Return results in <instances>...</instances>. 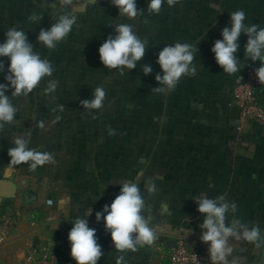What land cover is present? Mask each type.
<instances>
[{"label": "rangeland", "instance_id": "374dc122", "mask_svg": "<svg viewBox=\"0 0 264 264\" xmlns=\"http://www.w3.org/2000/svg\"><path fill=\"white\" fill-rule=\"evenodd\" d=\"M48 1L51 5L45 8L18 14L13 3H0V43L10 27L22 29L34 51L54 68L52 76L42 79L28 95H14L11 87L5 93L17 111L14 122L0 128V162L11 159L8 150L14 147V138L24 137L29 148L50 154L54 163L35 169L31 162L17 165L68 190L73 202L76 196L84 199L94 193L97 204L112 203L120 184L137 182L143 171L139 183L147 205L145 215L153 225L161 224L173 233L184 228L202 230L204 214L194 197L206 194L209 198L223 195L242 206L235 216L251 227L247 220L256 213L251 198L259 183L252 176L264 160L255 169L258 164L241 161L238 154L254 151L264 157V126L255 122L235 126L229 105L232 88L245 68L249 64L260 67V62L245 57L244 33L235 54L244 64L240 72L224 73L211 49L222 39V29L231 27L230 14L236 10L245 11V23L264 28V0H180L172 7L165 0L158 15L148 10V0H136L143 13L134 19L120 16L111 0L85 3L81 12ZM67 11H72L77 23L66 40L54 50L40 45V29L50 28L54 17ZM33 14L43 19L29 21ZM117 24H132L134 32L148 41L136 69L122 74L105 68L99 55L107 37L115 36ZM176 42L199 49L193 61L198 69L182 77L174 91L156 94L151 90L160 86L155 76L163 74L158 53ZM0 61L4 65L0 83L8 84L5 76L10 61L7 57ZM143 64L152 67L151 74L143 73ZM97 87L105 89V107L90 113L80 101L92 98ZM155 176L163 178L154 181L157 191L149 194L144 182ZM163 204L168 205L167 211Z\"/></svg>", "mask_w": 264, "mask_h": 264}, {"label": "clouds", "instance_id": "9594fccd", "mask_svg": "<svg viewBox=\"0 0 264 264\" xmlns=\"http://www.w3.org/2000/svg\"><path fill=\"white\" fill-rule=\"evenodd\" d=\"M62 7L73 5V0H59ZM87 4L95 3V0H85ZM119 10L120 16L134 19L142 15L143 10L137 7L136 0H111ZM165 0H148V10L153 14H159ZM169 7L180 3V0H166ZM217 11H220L217 8ZM29 21L39 23L43 17L33 14ZM55 23L48 29L41 28L37 41L49 50H54L58 43L66 40L69 33L77 23V18L70 12L54 17ZM247 17L244 10H236L230 14L231 27H224L221 32L222 39H217L211 51L215 54L217 64L229 75L240 72L244 64L235 55L238 51L239 37L241 33L247 36L244 46L245 57L253 62L259 61L260 67L255 70L259 83L264 84V28L257 24L245 23ZM6 40L0 43V57H7L10 61L5 80L8 84L0 83V128L5 124H12L16 115V108L12 104L9 95L5 93L9 87L14 95H28L36 88L42 79L51 77L54 68L48 59H42L34 46L29 42L24 30L10 27L5 32ZM147 39H141L133 30L132 24L115 25V36L109 35L99 47L100 60L105 68L118 69L121 74L127 70L136 69L137 62L145 56ZM199 49L187 42H176L166 45L158 53L157 63L163 74L155 76L159 87L151 89L156 94H165L174 91L182 77L194 75L198 65L194 64V57ZM143 73L151 74L150 65L143 64ZM4 67L0 61V70ZM241 79V78H240ZM106 92L103 87H97L94 96L80 101L83 108L93 112L105 107ZM109 134H114L110 130ZM14 147L9 148L8 153L14 164L29 163L32 169L45 163H54L53 157L47 153H39L28 147L24 137H16L13 140ZM143 171L138 173L137 182L125 180L120 184V193L110 205H105L101 211L95 213L96 221L103 218L105 229L110 232L115 249L120 253L116 264H124V254L131 251H139L144 246H151L159 239L161 229L154 226L151 217L145 215L146 200L141 192L139 177H143ZM162 176L149 178L144 182L147 193L154 194L157 191L156 179ZM198 204V211L204 214V220L200 224L203 230L201 241L208 244L209 258L212 264H242L238 257L233 256L234 245L232 242H248L256 248L264 247V235L258 226L249 227L236 218L238 206L234 201L226 200L221 195L217 198H209L206 194L194 197ZM64 203V201H61ZM168 205L163 204L162 209L167 211ZM91 215V209L85 211ZM229 214L232 218L229 221ZM190 218H187L189 220ZM193 230L184 228L188 236ZM68 240L71 244V256L77 264H98L103 256V249L97 242L96 229L89 227V222L81 216L73 221V227L69 231ZM231 257V259H229Z\"/></svg>", "mask_w": 264, "mask_h": 264}, {"label": "crops", "instance_id": "0c3cea01", "mask_svg": "<svg viewBox=\"0 0 264 264\" xmlns=\"http://www.w3.org/2000/svg\"><path fill=\"white\" fill-rule=\"evenodd\" d=\"M4 1L0 0V3ZM6 1L13 3L12 8L17 12L16 14L18 12H34L38 8H45V6L51 5L48 0ZM85 3V0H73L72 8ZM63 9L68 10L65 7ZM230 109L231 106L229 107V115ZM238 159L259 165V162L264 160V157L252 151L251 154H238ZM11 167L12 174L7 179L4 174ZM259 167L260 165L255 169ZM1 173L4 174L2 175ZM2 179L10 181L11 185L6 188L0 186V211L23 207L28 209V212L22 220L16 223L11 231L10 238L0 244V264H20L23 252L33 242L47 248L63 244L71 255V244L68 240V234L73 227V221L80 216L88 220L89 227L96 229L97 242L103 249V256L98 261V264H116L120 253L114 247L110 232L105 229L103 218L97 222L95 217L97 211H101L105 205L111 204L110 201H107V204H97L96 198L94 199L96 194L91 193L87 197L89 198L88 200L87 198L83 199L82 196H76L73 202L68 190L60 189L53 182L44 179L42 175L34 171L30 172L28 167L21 169L11 159L0 162V180ZM252 179L259 182L257 188H254L251 198V209L253 208L256 213L254 215L255 218L251 216L252 220H247V222H250L251 226H258L262 235H264V165L257 173H253ZM30 189L36 192L37 197L32 202L27 203L25 194ZM61 201H64V203H61ZM238 208L242 210V206L238 205ZM88 209H91V215H86L85 211ZM156 225L154 224V226ZM158 226L161 229L159 239L153 245L144 246L139 251L125 253L124 264H167L170 251L175 247V242L179 240L184 241L192 248L208 251V244L200 239L203 230L192 228L193 231L187 236L184 230L173 233L163 229L161 224H158ZM232 243L234 245L233 256L238 257L242 264H252L258 260L261 250L264 249V247L256 248L254 244L248 242ZM73 264H77L74 259Z\"/></svg>", "mask_w": 264, "mask_h": 264}, {"label": "built area", "instance_id": "2783aa9c", "mask_svg": "<svg viewBox=\"0 0 264 264\" xmlns=\"http://www.w3.org/2000/svg\"><path fill=\"white\" fill-rule=\"evenodd\" d=\"M58 7H62L59 0H51ZM256 64H249L243 77L232 88L231 107L237 106L241 110V125L252 122L264 126V84L259 83L255 70ZM28 212L26 208H10L0 211V244L10 238L16 223L22 220ZM20 264H73V259L65 245L47 248L33 242L23 252ZM167 264H212L209 252L192 248L184 241L176 242L170 251Z\"/></svg>", "mask_w": 264, "mask_h": 264}, {"label": "water", "instance_id": "95a60500", "mask_svg": "<svg viewBox=\"0 0 264 264\" xmlns=\"http://www.w3.org/2000/svg\"><path fill=\"white\" fill-rule=\"evenodd\" d=\"M86 9L85 5H76L73 8V12H81ZM230 117H231V123L234 124L235 126H240L241 125V110L237 106H232L230 109ZM12 174V167L8 168L6 170V173L4 174L5 178H10ZM11 185V182L8 180H0V186L3 188L9 187ZM37 197V194L34 190H28L25 194V200L27 203L32 202L35 200ZM176 243V242H175ZM252 264H264V249L261 250V255L258 258V260L254 261Z\"/></svg>", "mask_w": 264, "mask_h": 264}, {"label": "trees", "instance_id": "16d2710c", "mask_svg": "<svg viewBox=\"0 0 264 264\" xmlns=\"http://www.w3.org/2000/svg\"><path fill=\"white\" fill-rule=\"evenodd\" d=\"M68 12H70L71 14H73L72 11H67L66 13H68Z\"/></svg>", "mask_w": 264, "mask_h": 264}]
</instances>
